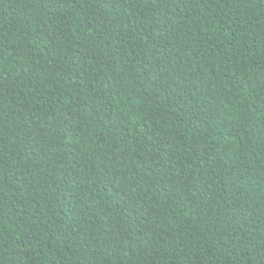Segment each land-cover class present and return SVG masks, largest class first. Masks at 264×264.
<instances>
[{"label": "trees", "instance_id": "trees-1", "mask_svg": "<svg viewBox=\"0 0 264 264\" xmlns=\"http://www.w3.org/2000/svg\"><path fill=\"white\" fill-rule=\"evenodd\" d=\"M0 264H264V0H0Z\"/></svg>", "mask_w": 264, "mask_h": 264}]
</instances>
